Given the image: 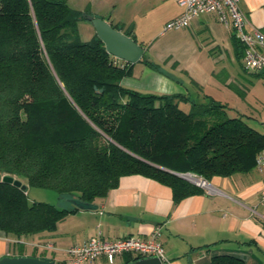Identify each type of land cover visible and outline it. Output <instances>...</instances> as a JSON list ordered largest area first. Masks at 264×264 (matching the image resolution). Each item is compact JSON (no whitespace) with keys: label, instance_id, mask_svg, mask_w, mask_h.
<instances>
[{"label":"trees","instance_id":"obj_1","mask_svg":"<svg viewBox=\"0 0 264 264\" xmlns=\"http://www.w3.org/2000/svg\"><path fill=\"white\" fill-rule=\"evenodd\" d=\"M82 12L71 0H0L1 174L92 203L140 174L170 186L177 203L204 189L176 173L210 182L255 168L264 131L250 117L229 116L208 96L123 85L132 64L117 63L96 33L82 39ZM76 210L30 201L26 189L0 181V231L15 245ZM125 255L124 264L141 257ZM207 264L244 261L218 254Z\"/></svg>","mask_w":264,"mask_h":264},{"label":"crops","instance_id":"obj_2","mask_svg":"<svg viewBox=\"0 0 264 264\" xmlns=\"http://www.w3.org/2000/svg\"><path fill=\"white\" fill-rule=\"evenodd\" d=\"M71 1L80 10L106 19L134 38L144 48L146 60L155 65L146 64L142 56L132 63L131 75L122 79L123 85L143 92L189 95L191 85L196 89V95H190L193 99L200 101L198 98L202 97L204 102L210 97L225 104L229 116L250 117L264 131V114L251 108L246 110V98L252 94V88L256 85L264 88V74L243 67V44L215 13H202L193 17L186 27L161 33L165 22L182 11L176 0H124L130 4L133 17L146 21L145 30L153 37L174 32L154 45V41L139 39L135 19L114 14L115 9L108 13L103 0ZM116 4L112 2L113 6ZM239 5L248 18L246 28L257 27L264 32V0H239ZM80 25L86 29V40L90 39L95 33L93 26L78 22L81 36ZM115 58L119 64L125 62ZM232 102L244 103L245 108L233 106ZM210 184L212 192L204 189L175 203L170 186L140 174L122 176L117 187L94 202L98 205L96 209H78L58 222L54 231L28 238L51 243L52 249L65 253L69 246L83 243L96 234L106 239L145 236L158 225L161 228L158 240L171 264H207L218 254L235 255L244 264H264V202L260 199L264 171L253 168L247 173L215 176ZM16 246L11 237L0 231V257L18 255ZM33 254L51 257L58 264L54 253H34L23 248V255ZM125 254L116 256L113 264H124ZM89 263L110 264L103 256Z\"/></svg>","mask_w":264,"mask_h":264},{"label":"built area","instance_id":"obj_3","mask_svg":"<svg viewBox=\"0 0 264 264\" xmlns=\"http://www.w3.org/2000/svg\"><path fill=\"white\" fill-rule=\"evenodd\" d=\"M182 11L179 15L170 18L162 27L161 33L171 29H178L189 25L190 20L202 13H215L218 20L224 25L231 27L237 39L244 46L243 67L248 71L264 73V32L259 28H246L248 18L240 8L239 0H176ZM255 169L264 171V150H261L255 159ZM197 181L190 179V176ZM185 177L195 182L205 190L212 192V185L202 177L192 173H185ZM210 185V187L208 185ZM261 202H264V190L261 192ZM161 228L156 225L145 235H124L115 239H106L100 234L91 236L83 243L73 244L65 249L66 258L62 264H83L91 262L103 256L113 264L116 256L125 253L139 254L144 256H157L162 264H171L165 255L164 248L159 242ZM45 248H53V244L46 243Z\"/></svg>","mask_w":264,"mask_h":264},{"label":"water","instance_id":"obj_4","mask_svg":"<svg viewBox=\"0 0 264 264\" xmlns=\"http://www.w3.org/2000/svg\"><path fill=\"white\" fill-rule=\"evenodd\" d=\"M81 16L92 23L97 37L103 41L105 49L112 56L131 64L142 58L144 48L128 34L114 27L106 19L92 13L82 12ZM176 174L186 178L185 174ZM0 181L12 183L22 190L26 189V185L21 180L9 174L0 173ZM67 200L78 209H96L98 207L96 203L86 202L79 198L73 197L67 198ZM0 264H55V260L46 256L5 255L0 257ZM127 264H162V261L157 256H144Z\"/></svg>","mask_w":264,"mask_h":264},{"label":"rangeland","instance_id":"obj_5","mask_svg":"<svg viewBox=\"0 0 264 264\" xmlns=\"http://www.w3.org/2000/svg\"><path fill=\"white\" fill-rule=\"evenodd\" d=\"M113 1H114V3L115 2L117 3L115 6L112 5ZM118 1L119 2H117V0H103V2L105 3V6L103 8L105 10L109 11L108 13H112V11L115 9L114 14L122 15L126 19L129 18V20H131V19L134 20L135 19L137 21V23H138V35H139L138 37H141L139 39H146V41H150V42L154 41V45H157L160 42H162L163 40L169 38V36L174 33L173 31H171V32H167L164 35L157 34V36L153 37L152 34L149 31L145 30L146 27L144 25V22H146V21L141 20L139 17H136V18L133 17V14H131L132 10H130L131 7L129 8L130 4L125 3L124 0H118ZM130 16H132V18H130ZM80 21L82 22V24H87L89 26L92 25V23L90 21H88V20H79V22ZM80 30L83 33L82 34L83 36H81L82 39L86 40L87 39L86 38L87 35L85 34L86 33L85 32L86 29L84 28L83 25H80ZM146 37H152V39L151 40H147L148 38H146ZM262 78H264V77H262ZM207 91L210 93V87H207ZM188 92L192 96L196 95L195 94L196 93L195 87H192L190 85ZM198 99L200 101H203L202 97H200ZM239 100H241V99H239ZM246 101H247L246 110H249L251 108L253 110V112L264 114V88H260L257 85L254 86L252 88V94L246 98ZM231 105L236 106V107L239 106V107L245 108L244 103H240L239 104V103H236V102L235 103L232 102ZM189 106L190 105L188 103H183L182 102L180 104V107L183 110H185V111L189 110ZM253 125L255 127H257V128H261V125L259 123H255L254 122ZM186 180H188L189 182H192V183L195 184V182L190 181L187 178H186ZM22 183L26 185V191H27V194H28V199L30 201H33V200L45 201V202H48V203H52V204H54V205H56L57 207H60V208H63V207H67V208L74 207V205L71 204L67 200V198L61 197L59 194H57L53 190L29 187L25 180ZM206 188L207 187H204L203 189H206ZM51 239H52V237H51ZM33 241H35L34 238H33ZM33 241L31 239L30 240L28 239L22 246L17 243L16 247H17V249H20V248L23 247L25 251L34 252V253L37 252V251L45 253V254H53L54 253V254H56V263L59 262L60 259H62L64 257V255H66L63 251L58 250L57 248H55V249L45 248L44 246H39L38 248H35ZM83 264H90V263L87 262V263H83Z\"/></svg>","mask_w":264,"mask_h":264},{"label":"bare ground","instance_id":"obj_6","mask_svg":"<svg viewBox=\"0 0 264 264\" xmlns=\"http://www.w3.org/2000/svg\"><path fill=\"white\" fill-rule=\"evenodd\" d=\"M193 178V179H192ZM190 179H192L193 181H197V178H195L194 176H190ZM205 185H208L207 183ZM210 187V185H208Z\"/></svg>","mask_w":264,"mask_h":264}]
</instances>
